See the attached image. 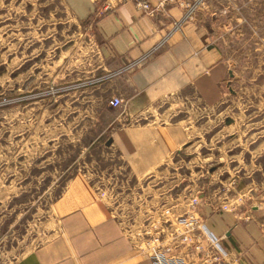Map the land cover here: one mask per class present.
Masks as SVG:
<instances>
[{
  "label": "rangeland",
  "instance_id": "374dc122",
  "mask_svg": "<svg viewBox=\"0 0 264 264\" xmlns=\"http://www.w3.org/2000/svg\"><path fill=\"white\" fill-rule=\"evenodd\" d=\"M66 2L0 0V264L60 232L57 201L76 173L92 183L86 185L90 201L106 206L145 256L135 232L166 207L182 210L193 195L200 198L202 215L205 206L224 211L214 205L222 201L230 205L227 210L250 213L239 181L250 175L260 183L264 174L242 166L257 155L248 152L254 137H239L236 120L241 113L251 121L264 118V87L248 88L255 74L246 67L245 79L231 90L225 87L208 115L199 104L192 116L183 106L173 119L189 121L184 142L158 170L134 174L116 147L107 144L105 120L113 112L77 88L94 62L91 28ZM208 2L223 52L238 64L260 68L264 85V0ZM256 99L260 104L253 106ZM227 117L233 122L225 123ZM255 161L264 164V153ZM257 193L264 238V184Z\"/></svg>",
  "mask_w": 264,
  "mask_h": 264
},
{
  "label": "crops",
  "instance_id": "0c3cea01",
  "mask_svg": "<svg viewBox=\"0 0 264 264\" xmlns=\"http://www.w3.org/2000/svg\"><path fill=\"white\" fill-rule=\"evenodd\" d=\"M66 1L67 8L91 28L94 62L88 63L91 69L77 88L88 94L87 100L95 98L102 109L113 112L105 120L111 143L134 174L158 170L184 142L189 121L173 119L183 106L191 116L197 114L198 104L203 113L213 112L225 87L231 90L230 85L245 79L246 67L255 74L248 78V88L264 87L260 68L238 64L223 52L209 0L192 17L170 0H149L154 8L151 13L132 0L109 9H104L106 0ZM104 74L110 75L95 81ZM113 96L122 99L121 106L109 104ZM256 101L253 106L261 100ZM238 116V135L254 137L248 152L258 157L264 153V118L251 121L243 113ZM257 157L239 164L263 175L264 164L255 161ZM244 179L239 181V191L251 202L250 213L245 208L219 211L204 207L209 227L224 236L229 251L224 264H264V238L257 219L261 210L256 205L257 187L264 179L260 183L250 175ZM91 184L83 174H74L56 205L61 213L60 232L9 264H152L133 246L115 215L106 206L96 205V199L90 201L86 185Z\"/></svg>",
  "mask_w": 264,
  "mask_h": 264
},
{
  "label": "built area",
  "instance_id": "2783aa9c",
  "mask_svg": "<svg viewBox=\"0 0 264 264\" xmlns=\"http://www.w3.org/2000/svg\"><path fill=\"white\" fill-rule=\"evenodd\" d=\"M129 0H106L104 9ZM144 12H152L149 0H132ZM185 9V15L192 17L201 8L204 0H170ZM110 74L95 79L100 81ZM112 107L122 105V99L113 96L109 100ZM201 202L197 195L189 198L182 210L166 207L162 215L153 219L151 224L140 227L134 235L140 238L139 247L152 264H224L228 252L223 244L222 235L215 234L207 225L199 209ZM217 208L227 210L225 201L214 204Z\"/></svg>",
  "mask_w": 264,
  "mask_h": 264
},
{
  "label": "water",
  "instance_id": "95a60500",
  "mask_svg": "<svg viewBox=\"0 0 264 264\" xmlns=\"http://www.w3.org/2000/svg\"><path fill=\"white\" fill-rule=\"evenodd\" d=\"M231 75H233V73H231ZM233 119L231 118V117H227L226 119H225V123H230L231 121H232ZM112 142V139L111 138H109L108 139V141H107V144H110Z\"/></svg>",
  "mask_w": 264,
  "mask_h": 264
}]
</instances>
